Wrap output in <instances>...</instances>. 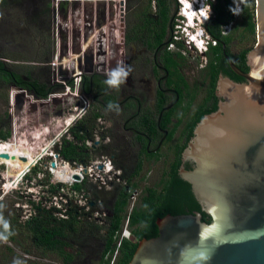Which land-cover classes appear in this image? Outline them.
Instances as JSON below:
<instances>
[{
  "label": "flooded vegetation",
  "instance_id": "flooded-vegetation-1",
  "mask_svg": "<svg viewBox=\"0 0 264 264\" xmlns=\"http://www.w3.org/2000/svg\"><path fill=\"white\" fill-rule=\"evenodd\" d=\"M21 1L24 3H19V10L23 14L20 22L23 24V20H26L30 13L31 19L27 18V24L38 32L40 28L49 31L52 38L54 0ZM105 1L108 2L105 9L96 6L90 11L88 7L84 10V8L71 9L69 6L62 5L57 8V14L61 17L59 39L63 49L62 56L70 55V51L77 53L83 51L86 62L83 68L77 60L74 64L71 58L68 59L67 66L71 65L73 70L76 67L78 70H84L81 74L80 87L82 92L89 88L90 92L86 95L92 99L93 109L95 106L98 107L97 111L101 117L97 120V127L86 135V139H82L80 137L84 133L77 130L80 128L79 122L66 131L64 130L66 129L64 123L67 119L66 112H57V109L52 111L48 108L50 109L48 114H44L42 118L37 116L39 120L37 127L43 128L40 133L43 138L41 148L46 149L44 150L45 161L39 159L36 166L30 170L32 172L34 169L37 171L43 169L45 175L49 177L52 175L48 176L47 168H52V165L56 169L67 165V168H72L76 172L82 168L79 181L75 183L81 186V189L76 190L73 185L67 193L74 197L77 195L78 200L72 202L68 200L69 204L60 201V199L66 201L67 196H58L59 193L53 191L55 187H52L50 192L42 191L41 195L55 194L56 197L50 200L55 202L54 199H59L62 208L57 214H60L63 219L68 221L72 219L69 213L73 207V216L78 221L92 220L100 226H105L108 219L113 217V206L118 196L129 195L127 209L130 213L131 208L133 209L140 202L146 189L152 188L144 187V191H139L136 179L142 177L145 165H154L161 160L160 152L164 146L170 144V149L173 151L172 161H174L175 151L180 143L173 142L174 137L169 141L168 137L171 129L178 122L176 117L183 114L182 106H177L182 99L178 90L182 95L184 94L183 102L187 104L191 100L188 94L196 95V79L191 78L199 77L202 73L206 80L205 83H203L204 79L201 80L204 87L201 103L208 98L210 79L207 75V67L211 45L209 42L213 37L211 32L216 30L221 36L232 37L227 47L220 41L222 51L225 45L224 51L237 56L246 49L241 47L237 52L233 51L235 47L246 41L244 40L245 26L241 19L244 0ZM188 1L192 5L188 4ZM165 10L168 11L167 19L161 16ZM218 11L222 12L220 19H218ZM195 13L198 14V17H195L196 26L191 32H186L184 28L188 25L185 18L187 16L188 21L191 22ZM100 25L101 30L100 27L98 28ZM93 35L97 37L98 43L95 49H93ZM200 35H205V39L208 35L209 38L204 42V48L190 43L197 52L199 50L202 53L201 56L194 58L187 50L184 39L191 42V37L198 38ZM102 38L106 39V44L103 46ZM119 61H123L132 70L126 83L119 88H111L105 84L106 73L116 67ZM2 62L5 63V61ZM10 70L13 71L15 78L18 77L28 85L32 84L31 80L40 81L32 73L22 75L21 72ZM48 72L50 74V71ZM85 77L89 78L87 86L84 84ZM220 77L230 79L223 75L217 77L213 94L219 100L218 103L223 100L218 95ZM47 82L45 80L41 84H47ZM13 84L11 83L10 86L13 87ZM196 100L197 95L191 102L190 115L198 110L197 105L192 111V105ZM109 103L118 104L120 111L117 113L109 110ZM174 108L176 111L174 117L172 116V122L167 129L162 128L164 112ZM42 109L45 108L42 107ZM90 112L88 111L87 115ZM56 122L59 123L56 124ZM152 122L156 127L153 132ZM66 135L69 138L64 139ZM157 154H160L159 159L156 157ZM183 162L193 164L191 161L183 160ZM104 163L111 165L109 171L105 169ZM139 167L140 173L136 175ZM183 168L186 169L184 166L181 167L180 176ZM3 176L0 175L2 185L9 183ZM10 178L8 177V180ZM41 184L43 185L42 182L37 183L35 188ZM0 194L5 195L1 188ZM82 248L87 250L85 260L94 258L97 262L100 261L103 248L100 241H93V245L86 244L81 247V250Z\"/></svg>",
  "mask_w": 264,
  "mask_h": 264
},
{
  "label": "water",
  "instance_id": "water-1",
  "mask_svg": "<svg viewBox=\"0 0 264 264\" xmlns=\"http://www.w3.org/2000/svg\"><path fill=\"white\" fill-rule=\"evenodd\" d=\"M57 1H53L54 37ZM91 2L83 6L82 0H61L60 4L91 11ZM107 3L101 0L95 7L105 9ZM255 23V44L246 55L248 72L224 53L231 71L244 82L220 77L218 95L223 100L216 112L198 123L183 152V160L194 167L183 168L182 179L191 185L212 222H204L199 212L160 218L157 236L139 241L128 264H264V0H255ZM13 88L17 112L25 110V101L31 103L27 95L43 106L50 102L22 87ZM61 102L65 110L70 108L66 99ZM0 156L9 158L5 153ZM72 179L79 181V176L73 174Z\"/></svg>",
  "mask_w": 264,
  "mask_h": 264
},
{
  "label": "trees",
  "instance_id": "trees-1",
  "mask_svg": "<svg viewBox=\"0 0 264 264\" xmlns=\"http://www.w3.org/2000/svg\"><path fill=\"white\" fill-rule=\"evenodd\" d=\"M6 2L7 0H0V5H5ZM167 13L168 11L166 10L161 13L162 18L167 19ZM221 13H218V19L221 18ZM241 19L245 26L244 40L248 41L252 39L255 43L256 23L254 0H244ZM211 33L213 35L212 39L216 40V42L215 45H210V51L208 53L209 65L207 67V75L210 79L208 98L205 102L198 105V110L195 114H191L188 117L191 102L195 100L196 95L188 94L191 100L186 104L183 102L184 94L182 95L181 91L178 90L182 99L177 106H182L181 110L183 114L176 117L178 122L171 129L168 139L170 141L175 136L178 128L183 125L181 132L182 142L176 149L175 159L170 162L168 171L165 173L158 187L146 189L145 195L142 197L139 205L135 206L130 213L127 209L129 195L123 194L118 196L113 206V217L108 219L105 226H100L92 220H87L86 222L84 220L78 221L73 216V208L69 213V216L72 217L71 220L62 219L57 221V219H54V214L58 213V210L52 209L49 212L42 211L40 210V205L35 206L32 204L36 215L27 221L23 227H18L16 232L20 231L28 239L35 253L44 257L48 255L54 257L58 264H77L80 259L86 258L87 254V250H83V248L81 250V247L86 244L93 245V241L98 240L102 243L103 248L100 261L97 264H128L139 241L157 236L156 221L158 219L164 218L167 215L177 216L199 212L204 222L208 224L212 222L210 215L203 211L201 204L193 195L191 185L180 176L182 166L186 170H192L194 167L193 164L183 162V152L194 137V131L198 123L205 116L218 110L219 100L213 94L217 77L223 75L235 82H244L242 78L230 71L224 53L228 55L229 59L238 69L246 73L248 72L246 55L249 49H245L242 54L237 56L228 53V51L223 52L220 41L227 47L232 37L221 36L216 30ZM0 82H5L9 85L14 83L13 86L28 89L39 99H47L55 90L46 83L41 84L35 80H31L32 84L30 85L24 83L18 77L15 78L13 71L8 69L2 61H0ZM88 83L89 78L85 77L84 84L87 86ZM84 92L85 94H89V88L87 87ZM176 108L164 112L161 123L162 128H168V125L172 122V116L174 117L175 115ZM97 110L98 107L95 106L89 115L85 116L84 120L78 124L80 128H77V130L84 133L80 138L86 139V135H89L97 127V120L101 117ZM153 124L155 125V123L152 122V132L156 130ZM9 137V131H0V140L6 141ZM156 157L159 159L160 154H157ZM139 169L140 167L137 169L136 175H139ZM74 189L79 190L81 186L74 185ZM125 220H128L127 228L130 232L129 239L120 238ZM15 240L16 237L11 235L8 242L13 243ZM27 264L42 263L31 260Z\"/></svg>",
  "mask_w": 264,
  "mask_h": 264
},
{
  "label": "rangeland",
  "instance_id": "rangeland-1",
  "mask_svg": "<svg viewBox=\"0 0 264 264\" xmlns=\"http://www.w3.org/2000/svg\"><path fill=\"white\" fill-rule=\"evenodd\" d=\"M60 1L61 0L57 1L56 4L57 8L58 6L61 5ZM88 1H92L91 7H95L96 3L101 0H82V5L84 6L85 2ZM21 2L24 3V1L21 0H7V4L0 5V59L2 61H5V64L7 65L8 69L10 68L18 72H21L22 75L26 73L27 74L32 73L36 79L40 80L39 81L40 83H43L45 82V80H47L48 81L47 84H49L50 77L47 78L49 76L48 71H50L49 64L52 60V54L57 49L56 39L53 38V35L51 38L50 36L51 33L49 34V31L47 32V30L45 31V29L43 28H40L39 32L37 29L31 28L27 24V18L31 19V17H29L31 16L30 13L27 15L26 20H23V24L20 22L22 18L21 16H23L21 10H19V3ZM254 5H255V0H254ZM83 6L82 8H84ZM59 21H60V15L57 14L56 24H58ZM187 25L193 26L194 24L193 22L189 23L187 19ZM184 41L187 50L191 53V55L194 58L202 55V53L199 52V50L197 52L195 48L192 46V44H189L186 41V39H184ZM254 44H255L254 40L252 39L248 41L246 40L242 45L235 47L233 51L235 53L239 49H241V47L249 49L250 51L254 47ZM199 48L201 47L199 46ZM60 49L63 51L61 46ZM74 56L75 55H71V54L66 55L63 58V61L66 63L68 59L71 58L75 64L76 60L74 59ZM44 73H46V75H44ZM194 78L196 79L195 86H196L197 100L192 105V111L197 105L201 104L202 98L204 97L203 96L204 87L202 85L201 80H203L205 77L203 76L202 73H200L199 77H193L191 79ZM205 80L206 79H204L203 83H205ZM68 84H71V80H68ZM59 90L62 89L60 88ZM16 96H17L16 88L11 87L9 84L5 82H0V131L1 130L3 132L9 131L10 133V137L7 139V141H1V143L8 142L14 144L15 146L17 143L18 148H16V150L18 151L19 154H21L23 152V149H26L27 146L35 149L34 144H37L36 146L43 145V138L41 137L42 133H38L43 128L38 129L37 127L39 125L37 124L39 123L38 117L42 118L43 116H45L50 112V109L52 111L57 109V112L60 111L64 112L66 110H65V106H63L61 100L59 99L52 98L50 99L49 103L47 104L45 103L43 106L41 105L40 101L39 103L38 101H35V99L33 100L32 96L27 95V98L31 99V103L25 101V110L17 112L15 107ZM75 98L76 97H73V99ZM46 100H49V97ZM34 106L37 107L36 111L33 110ZM42 107L45 109H42ZM93 107L94 104L91 99L89 112L93 110ZM189 116L190 114L188 115V117ZM83 120L84 119L80 120L79 123ZM182 130H183V125L177 130L173 142H179V143L182 142V138H181ZM37 136H39V138H36ZM33 138H35L36 140ZM66 138H69L68 135L64 136V139ZM0 146H3V144H0ZM36 151L37 153L35 152L34 155L35 158L32 154L30 155L31 162L32 161L34 162L36 157L38 156L42 158L41 156L43 155V151L40 148H38ZM160 154H161V160L154 165L152 164L145 165L144 167L145 170L142 173V177L136 179L137 184L139 185L138 188L139 191L143 190L144 187H153V188L158 187L160 180L163 179L165 173L168 171V167L170 162L172 161V154H173V151L170 149V144L164 146ZM42 160L45 161L44 156ZM24 164H25V160H23L22 158L13 162L15 169L18 171L19 169H22V167H24L23 166ZM28 169H26V172L28 171ZM41 174L44 175L42 176ZM0 175L2 176L4 175L3 177L6 181L13 180L14 182L12 183H15L16 181L15 179L17 177H20V175H17V173H15V171H13L11 168L1 164H0ZM8 177H11L10 180H8ZM38 178H41V180ZM39 181H43L44 183L47 184V177L43 169L41 171H37V169H34L32 172L28 173L20 181V183L18 184L15 190H10L11 187L8 191L3 190L2 189L3 185L13 186V184H9L6 182L5 184L2 185L0 181V188L6 193L4 196L0 194V204L4 205V208L0 209V214L3 215L5 220L10 222V231L13 233L12 236L16 237V240L13 243L0 241V264H13L14 260H19L22 262V264H27V262L31 260H35L42 264H58L54 257H51L49 255L44 257L38 253H35L28 239L25 236H23V234L20 231L16 232L18 227H23L25 223H27V221H29L32 217L36 215L35 209L33 208L32 204L36 206L40 205V210L42 211L49 212L52 210V209L51 210L42 209L41 208L42 202L36 203L34 200H31L30 196H34L35 192H39L38 188L32 187L31 185H36L37 183H39ZM73 185L71 187H73ZM56 186L57 185L54 183V187ZM61 187H63L65 191H69L71 189L70 186H64V185L59 186V188ZM57 189L58 188L56 187L55 189H53V191L54 192L57 191L58 193H60V189L59 190ZM144 195L145 193L143 194V196ZM46 197L47 198L49 197L51 199L56 196L55 194L54 195L46 194L41 200L42 201L45 200V202H49V200H47ZM74 200H78L77 195L75 197L74 195H71L70 202ZM54 201L56 202H54L53 204L56 203L58 206L59 203L57 202L59 201V199L57 198ZM139 203H137L135 206H138ZM48 206L50 205L48 204ZM72 208L73 207H71V209ZM54 209L57 210V208ZM27 213H29L31 218L28 217ZM25 215H27L29 220H26L27 217ZM54 219L60 221L63 219V217L60 214L55 213ZM3 230L4 229L2 225H0V232H2ZM21 231L24 233L23 230ZM84 260L85 258L80 259L77 262V264L98 263L94 258H88V261L87 260L84 261Z\"/></svg>",
  "mask_w": 264,
  "mask_h": 264
},
{
  "label": "built area",
  "instance_id": "built-area-1",
  "mask_svg": "<svg viewBox=\"0 0 264 264\" xmlns=\"http://www.w3.org/2000/svg\"><path fill=\"white\" fill-rule=\"evenodd\" d=\"M60 21H61V17H60ZM60 21L58 22V24H56V31H55V37H54L56 39V42H57V45H56L57 49L54 52V57H52V60H51V62L49 64V70H50L49 84H50L51 88L55 89L52 92V94L49 95V100L52 99V98H56V99H59L61 101H63V99H66V101L71 105V108H69L68 111L66 112L67 119L64 121V123L66 124V127H65L66 129H64V130L67 131L72 126L73 127L76 126V124L80 120L85 118V116L87 115V112L90 110L91 103H90L89 97L84 92H82L81 87H80L81 74L84 73V70H81V69L78 70L77 67L73 70V68H71V65L67 66V62L65 63L63 61L64 57L62 56V52H61L60 45H59L60 44V42H59L60 41V39H59V34H60L59 23H60ZM106 34H107V32H106ZM215 42H216V40L210 39V44L211 45H215ZM105 44H106V39L102 38L101 39V45L103 46ZM93 45H94L93 49L98 47L97 46L98 45L97 37L95 35H93ZM60 59L62 60V62H61ZM74 59L75 60H79L78 64L79 65L82 64V68H83V65L86 63L85 60H84V57H83V51H81V53H76L75 56H74ZM76 66H78V65H76ZM59 68H61V70H59ZM67 70H69V71H67ZM68 80H71V84H68ZM60 88L62 90H59ZM73 97H76V98L73 99ZM58 123L59 122H56V124H58ZM36 138H39V136H37ZM33 139H35V138H33ZM0 143H1V141H0ZM39 159L42 160V158H40V157H39ZM98 163H100V162H98ZM98 163H96V164H98ZM36 164H37V160L31 166V168L36 166ZM104 164H105V169L107 171H109L111 169V165L109 163H104ZM65 167H68V166L67 165L62 166V168H65ZM31 168L28 169V171L23 175L22 179L28 173H30ZM62 168H59V169H62ZM55 169L56 168H47L48 176L49 175H52V176H49V177L46 176L47 177V184L44 183L43 181H39V182L43 183V185L41 184L39 187H37L39 189V192H35L34 196H30L31 200H34L36 203L42 202V204H41V208L42 209L51 210V209L57 208V210H61V208H62L61 203L59 201L57 202V203H59V205L57 206L56 203H55L56 205L53 204L54 202H52V200H50L49 197L48 198L46 197L47 200H49V202H45V200L44 201L41 200V198H43L46 195V193L41 195V192L42 191L49 192V191L52 190V187H54V183L55 182H54V176H53L52 170H55ZM81 170H82V168L79 169V172H75V173L78 174V176H79ZM89 171H91V169H89ZM65 172H66V175L70 176V174H69L70 172H67V171H65ZM61 175H64V172L61 173ZM38 179L41 180V178H38ZM77 182L78 181L72 180L71 184H66V185L61 184V183H59V184L55 183L57 185L56 187L58 189H60V193L58 194V196L59 195H66L67 196L66 197L67 200L65 199L66 201H64L63 199H60V201H63L65 203L69 204L68 200H70L71 195L67 194L68 191H65L63 187L59 188V186H61V185L63 186L64 185V186H70L71 187L73 184H75ZM27 183H29V182H27ZM31 186L35 187V185H31ZM5 187L6 186L3 185L2 189L6 190ZM4 194H6L5 191H3V195ZM48 204L50 206H48ZM131 210H132V208H131ZM27 214H28V217L31 218L29 213H27ZM25 216L27 217V215H25ZM28 217L26 218V220H29ZM127 226H128V220H125L124 225H123V229H122V231L120 233V238L121 239L122 238H125V239H129L130 238V232H129Z\"/></svg>",
  "mask_w": 264,
  "mask_h": 264
},
{
  "label": "bare ground",
  "instance_id": "bare-ground-1",
  "mask_svg": "<svg viewBox=\"0 0 264 264\" xmlns=\"http://www.w3.org/2000/svg\"><path fill=\"white\" fill-rule=\"evenodd\" d=\"M186 10L189 11V8H186ZM40 132L41 131H39L38 133H40ZM0 144H3V146H0V154H4L5 153V154L9 155V158H7V159L2 158V156H0V164L1 165H5V166L11 168L13 171H15V173H17V175H20V177H17L15 179L16 181H15V183H13V186L12 185L11 186H9V185L6 186V190L7 191L10 189V187H11L10 190H14L18 186V184L20 183L23 175L26 173V169H28L29 167L31 168V166L35 163V161L36 160L37 161L39 160V156H38V157H36V159H35L34 162L33 161L31 162L30 155L32 154L34 156L35 155V152L37 153L36 150L38 148H40L43 151V155L41 157L46 156V153L44 151L46 149L41 148V145L36 146L37 144H34L35 149L30 148L29 146H27V148L25 147L27 150L26 149H23V152L21 154H19L18 151L16 150V148H18L17 147V143H16V146L14 144L8 143V142H5V143L2 142ZM11 156L14 158L13 160L11 159ZM20 158H22L23 160H25V164L23 165L24 167H22V169H19V171H18V170L15 169V167L13 165V162L16 161V160H19ZM34 158H35V156H34ZM65 171L70 172V176L69 175H66V172ZM63 172H64V175H66V176L61 175V173H63ZM75 172L76 171H74V170H72L70 168H67V167L62 168V169L57 168L55 170H52V173H53V176H54V182L56 184L61 183V184H64V185L71 184L72 183V180H73L72 179V175Z\"/></svg>",
  "mask_w": 264,
  "mask_h": 264
},
{
  "label": "clouds",
  "instance_id": "clouds-1",
  "mask_svg": "<svg viewBox=\"0 0 264 264\" xmlns=\"http://www.w3.org/2000/svg\"><path fill=\"white\" fill-rule=\"evenodd\" d=\"M188 4H191L189 1L187 2ZM192 5V4H191ZM187 8V7H186ZM232 9H230L231 11ZM194 11V10H193ZM195 17H198V14L195 13L194 14V18L192 19L193 22V26H189L187 28H184V30L187 32H190L195 26H196V20ZM185 19H188L187 16ZM189 22V23H192ZM202 33V32H201ZM205 35H200V37L196 38V37H191L192 41L188 42L196 44L198 46H200L201 48H204V42H206V40H208V35H207V39L204 38ZM204 40V41H203ZM196 42V43H195ZM210 43V42H209ZM257 59H259V57H257ZM131 67L124 64L123 61H119L116 64V67L111 68L107 73H106V80H105V84L108 85L111 88H119L122 84L126 83V80L131 72ZM48 99V98H47ZM46 100V99H45ZM63 104V103H62ZM69 109V108H68ZM68 109L64 112H67ZM108 109L109 110H113L116 111L117 113L120 111L119 109V105L118 104H114V103H109L108 104ZM78 124V123H77ZM76 124V125H77ZM7 141V140H6ZM43 158V157H42ZM4 205L0 204V209H3ZM0 225H2L4 231L0 232V241L3 242H8L9 237L13 234L10 231V222L5 220L3 215L0 214ZM13 264H22L21 261L19 260H14Z\"/></svg>",
  "mask_w": 264,
  "mask_h": 264
},
{
  "label": "crops",
  "instance_id": "crops-1",
  "mask_svg": "<svg viewBox=\"0 0 264 264\" xmlns=\"http://www.w3.org/2000/svg\"><path fill=\"white\" fill-rule=\"evenodd\" d=\"M88 259V258H87Z\"/></svg>",
  "mask_w": 264,
  "mask_h": 264
}]
</instances>
